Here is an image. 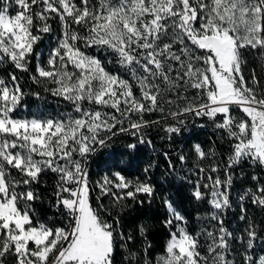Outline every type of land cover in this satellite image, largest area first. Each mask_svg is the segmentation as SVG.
<instances>
[{
  "label": "snow or ice",
  "instance_id": "1",
  "mask_svg": "<svg viewBox=\"0 0 264 264\" xmlns=\"http://www.w3.org/2000/svg\"><path fill=\"white\" fill-rule=\"evenodd\" d=\"M15 14L7 2L0 7V63L10 62L20 71L37 60L34 82L53 85L46 88L73 106L63 118H18L14 115L23 97L17 77L10 74V87L0 78V264L11 255L15 264H114L119 215L110 222V208L101 201L109 196L110 204L120 212L131 200L143 206L151 204L155 187L146 180L128 179L123 173L138 165V144H151L140 130L159 121H144L143 113L164 111L173 105L170 93L180 98V91L196 90L184 96L186 104L169 111L173 119L185 114L207 117L217 130L232 141L225 178L207 175L208 183L196 182L191 196L202 201L211 195L214 209L209 219L217 223L212 230L201 228L193 235L186 218L173 202L162 198L167 211L163 221L169 239L156 264H233L227 259L229 239L233 233L224 227L223 213L232 207L230 189L235 165L244 161L264 169V87L255 72L250 78L243 73V50H255L264 60V0H14ZM38 5L41 11H33ZM55 14L61 23V36L49 53L47 64L39 62L41 53L34 48L40 33L51 32L47 23ZM39 20L42 23L36 24ZM78 26V27H77ZM82 29V31H81ZM83 48L96 47L110 53L119 71L110 72L95 56ZM134 89L139 90V96ZM35 95H39L36 93ZM96 105L99 108L90 106ZM123 105V107H122ZM115 109L121 118L102 109ZM239 113V115H234ZM139 114L138 121H131ZM128 119V127H123ZM183 120L178 124L183 125ZM120 125L119 128L117 126ZM203 127V125H200ZM169 134L181 127L169 126ZM118 133H129L137 143L127 145V153L109 164L117 169L96 181L100 194L93 206L87 169L88 158L108 147ZM171 138V137H169ZM199 159L209 153L194 145ZM79 155L80 159L74 158ZM181 161L185 159L180 156ZM154 165L143 168L145 175ZM201 173L204 168H199ZM218 166L211 167L217 172ZM45 172L56 174L53 196L56 208L66 223L49 224L36 218L33 202L40 200L32 187ZM15 173V174H14ZM256 187L239 197L241 220L248 219L243 202L247 199L264 209V182L253 175ZM201 188L209 192L201 191ZM200 219V217H197ZM147 228L139 226L141 236ZM244 236V264H264L248 254L259 238L257 226L249 220ZM206 237L201 245L200 237ZM132 237L128 236L127 240ZM121 247H125L121 243ZM145 247V254L148 251ZM206 248V254L201 252ZM137 257L130 252L126 259ZM143 264H150L145 255Z\"/></svg>",
  "mask_w": 264,
  "mask_h": 264
},
{
  "label": "trees",
  "instance_id": "2",
  "mask_svg": "<svg viewBox=\"0 0 264 264\" xmlns=\"http://www.w3.org/2000/svg\"><path fill=\"white\" fill-rule=\"evenodd\" d=\"M7 2L11 5L9 8L10 14H15L14 0H0V7ZM39 24V20L34 21ZM41 40L38 41L34 48L35 52L42 53L47 47V40L44 33H40ZM88 54L99 58L105 66L111 68L114 72L119 71L120 75L126 79H130L129 75L120 69L114 63H108L114 57L110 53L96 47L88 48ZM242 57L245 61L243 65V73L246 78H250L255 72L257 79L260 82V87H264V60L261 59L259 52L255 50H243ZM37 60L35 56L32 62L28 65L29 71H20L16 69L10 62L0 63V78L11 87L10 74H15L17 82L23 97L17 107L14 115L18 118H32L37 116L40 118H63L71 113L73 116L79 115L73 111V106L63 100L61 97L53 96L46 88H51L53 85L43 82V78H38L42 82H34L32 77L37 76L36 73ZM135 95L139 96V90L134 89ZM196 90L190 89L188 92L180 91V98H177L175 93L168 94L167 98L175 101L173 105L164 104V111H153L143 113L144 121H159V123L148 124L140 130L138 135H143L146 141H151V144H138L136 157L138 165L131 169H127L123 174L128 179L146 180L155 187V197L151 204L147 203V197L141 195L140 199L145 200L143 206L128 200V205L122 212L118 206L110 204L109 196H101V201L105 206L110 208V215L105 214V218L110 222L114 217L119 215V224L116 225L119 232L125 236L124 241H120L117 236V245L114 252V264H129L126 257L130 252L137 253V257L131 260V264H143L145 255L150 261V264H156L157 258L163 254L165 245L169 239V229L164 226L163 221L167 218V211L163 205V197L171 200L187 221L188 230L195 235L201 228L212 230V226L217 222L209 219V215L214 209L209 203L212 199L211 195H207L204 200L196 201L191 192L194 189L196 182L200 181L208 183L206 177L211 174L213 178L217 175L225 178L224 169L228 164V156L231 148L230 141L222 130H217L212 121L207 117H197L193 114H185L177 119H173L169 115V111H178V107H183L187 103L184 96L191 99L195 95ZM38 93L39 95H35ZM92 108L100 106L92 105ZM123 107V105H122ZM104 112H109L120 119V113L115 109L104 108ZM239 115V113H236ZM139 114H132L131 121H138ZM178 120H183V125L178 124ZM129 120L124 119L123 127H128ZM203 125V127H200ZM169 126L181 127V132L178 134H169L165 129ZM120 125L117 126L119 128ZM171 137V138H169ZM137 143L136 138L129 133H118L109 142L108 147L99 150L95 155L88 158L87 169L89 173V181L92 186V204L96 206L98 203L96 197L100 194V189L96 186V181L101 180L105 174L117 169H110L109 164L118 158L120 155L127 153V145ZM199 144L205 153L214 150L215 155H207L204 159H199L194 151V145ZM185 159L181 161L180 156ZM74 158L80 159L79 155ZM148 164L154 165L147 175L143 172V168ZM218 166L217 172H211V167ZM199 168H204L206 171L201 173ZM232 175V186L230 189V200L232 207L225 210L223 213L224 227L233 233V238H230L229 250L227 259L233 264H244V252L246 244H242L238 239L244 236L245 229L248 226L249 220L257 226L258 239L255 241L253 249L248 250V254L254 260L259 261L260 257L264 256V209H261L251 203L250 200L243 202L247 209L246 215L248 219L241 220V201L240 195L248 188H255L256 181L252 180L253 175L261 177L264 182V169L258 166H253L247 161L229 169ZM15 174V173H14ZM57 176L51 172H45L40 176V182L34 183L33 188L39 193L41 199L33 202L36 218L61 226L66 223L60 212L53 207L55 198L53 196L54 186ZM201 191L208 193V189L201 188ZM197 217H200L198 219ZM144 224L147 228L145 236H141L139 226ZM131 236V240L127 237ZM201 245L206 243V237H200ZM121 243L126 246L121 247ZM148 247L145 254L144 249ZM201 252L206 254V248L201 247ZM14 258L9 255L5 258L4 264H14Z\"/></svg>",
  "mask_w": 264,
  "mask_h": 264
},
{
  "label": "rangeland",
  "instance_id": "3",
  "mask_svg": "<svg viewBox=\"0 0 264 264\" xmlns=\"http://www.w3.org/2000/svg\"><path fill=\"white\" fill-rule=\"evenodd\" d=\"M78 2H79V0H77V3ZM16 8H17V6L15 7V11H16ZM33 11H41V7L38 5H34ZM50 15L52 16V18L49 19L47 21V23H49L51 25V32L44 33L46 36V40H47V47L45 50L42 51L41 56H40V60H39V62L43 65L47 64L49 53L51 52V50L53 48L56 47L57 42H58V38L61 36V31H62L61 23H60L59 19L55 16V14H50ZM41 23L42 22L39 21V24H41ZM81 31H82V29H81ZM81 47H82V50L85 51L86 54H88V48H83V45H81ZM105 67L108 71L114 72L111 68H109L107 66H105ZM234 115H238V114L234 113Z\"/></svg>",
  "mask_w": 264,
  "mask_h": 264
},
{
  "label": "built area",
  "instance_id": "4",
  "mask_svg": "<svg viewBox=\"0 0 264 264\" xmlns=\"http://www.w3.org/2000/svg\"><path fill=\"white\" fill-rule=\"evenodd\" d=\"M14 264H15V262H14Z\"/></svg>",
  "mask_w": 264,
  "mask_h": 264
}]
</instances>
